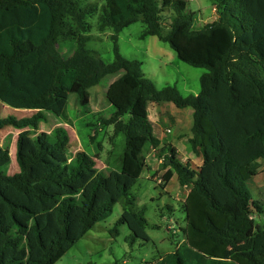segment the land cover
I'll return each instance as SVG.
<instances>
[{"label":"trees","instance_id":"trees-1","mask_svg":"<svg viewBox=\"0 0 264 264\" xmlns=\"http://www.w3.org/2000/svg\"><path fill=\"white\" fill-rule=\"evenodd\" d=\"M215 1L218 20L196 28L185 0H0V103L34 112L0 117V132L19 131V171L0 172V264H55L116 203L117 225L148 241L142 210L129 209L148 149L166 151L174 172L164 181L175 173L189 188L183 238L152 264H264V222L257 221L264 209L247 185L264 159V0ZM135 23L143 27L140 39L156 37L180 61L205 70L197 95L157 88L140 61L119 53L118 35ZM93 27L111 31L112 62L88 47ZM62 44L74 45L67 58ZM110 74H120L106 90L113 113L100 120L123 144L108 181L96 169L98 154L67 156V130L39 126L47 112L63 114L70 94L87 106L88 90ZM148 103L192 110L188 145L199 166L175 161V149L153 132ZM90 181L89 193L79 194L75 183Z\"/></svg>","mask_w":264,"mask_h":264},{"label":"rangeland","instance_id":"rangeland-1","mask_svg":"<svg viewBox=\"0 0 264 264\" xmlns=\"http://www.w3.org/2000/svg\"><path fill=\"white\" fill-rule=\"evenodd\" d=\"M98 6L101 0H93ZM186 12L192 14L194 26L202 27L218 20L219 2L215 0H185ZM94 26V21H92ZM143 27L135 23L118 35L119 53L127 58L142 63V71L152 80L157 88L175 86L187 96L197 95L200 90L199 79L204 69L194 68L180 61L170 46L156 37L147 36L140 39ZM95 40L88 47L94 50L106 63L113 61V43L111 31L103 33L92 29ZM59 50L64 58L74 51L73 44H62ZM120 74L106 75L96 86L90 88L88 105L82 107L76 94H70L67 105L60 117L47 112V123H41L40 132L49 133L53 128L62 126L70 137L66 149L67 156L78 150L91 156L97 155L96 169L110 180L111 171L117 165L116 153L121 152L123 136L113 135V127L103 124L100 118L111 116L113 109L106 100V90ZM148 118L155 136L165 145L175 149L174 159L181 165L201 164L188 145L193 135L192 110L177 109L171 103H148ZM33 111L17 110L0 103V117H29ZM19 131L6 129L0 132V172L13 175L19 171L15 159V141ZM162 144V146H163ZM160 146V149L161 147ZM170 146V147H171ZM113 152V154H110ZM166 152V151H165ZM148 149L145 153L140 177L130 189L134 203L129 209L136 213L142 210L146 222L145 232L148 241L133 237L127 225H117L122 213V205L116 203L111 215L98 222L55 264H152L159 255L175 250L176 243L181 242L185 213L182 207L189 188L181 186L174 173L169 181H164L166 173L174 168L169 166L164 155ZM168 155V153H166ZM258 175L247 183L253 198L260 201L264 209V159L260 160ZM174 172V171H173ZM92 181L77 182L75 187L79 194H88ZM264 222L262 216L257 218ZM116 229V233L113 231Z\"/></svg>","mask_w":264,"mask_h":264}]
</instances>
